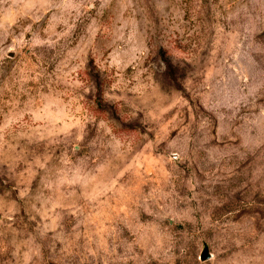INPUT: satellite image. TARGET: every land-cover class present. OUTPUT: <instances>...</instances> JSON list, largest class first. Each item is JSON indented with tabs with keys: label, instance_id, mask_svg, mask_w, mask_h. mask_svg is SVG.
<instances>
[{
	"label": "rangeland",
	"instance_id": "rangeland-1",
	"mask_svg": "<svg viewBox=\"0 0 264 264\" xmlns=\"http://www.w3.org/2000/svg\"><path fill=\"white\" fill-rule=\"evenodd\" d=\"M0 264H264V0H0Z\"/></svg>",
	"mask_w": 264,
	"mask_h": 264
},
{
	"label": "water",
	"instance_id": "water-1",
	"mask_svg": "<svg viewBox=\"0 0 264 264\" xmlns=\"http://www.w3.org/2000/svg\"><path fill=\"white\" fill-rule=\"evenodd\" d=\"M211 257H212V255L209 252V248L206 246L200 255V259H201V261H207V260L211 259Z\"/></svg>",
	"mask_w": 264,
	"mask_h": 264
}]
</instances>
